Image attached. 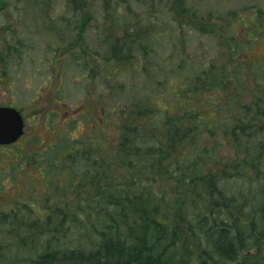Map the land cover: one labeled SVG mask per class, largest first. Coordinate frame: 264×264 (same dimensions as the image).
Masks as SVG:
<instances>
[{"label": "trees", "instance_id": "obj_1", "mask_svg": "<svg viewBox=\"0 0 264 264\" xmlns=\"http://www.w3.org/2000/svg\"><path fill=\"white\" fill-rule=\"evenodd\" d=\"M32 4L40 12L52 7L50 0H27L23 9ZM69 6L79 34L90 22L101 27L107 46L94 61L109 93H150L139 91L120 110L108 95L102 110L110 108L119 129L111 156L76 147L66 163L46 158V179L57 176L55 164L64 166L77 195L64 186L58 197H45L44 210L30 201L0 205V264H264V209L256 205L264 201V178L256 177H264V57H249L253 43L264 39V7L213 18L189 0H71ZM173 30L180 33L161 37ZM200 35L216 40L223 62L199 65L189 54ZM13 51L6 46L7 54ZM69 57L75 65L84 58ZM231 170H240V182ZM161 179L172 180L173 191L157 189ZM224 183L237 187L245 209L237 195L220 193ZM196 222L201 230L194 233ZM216 224L225 227L218 235L210 230ZM226 228L242 231L243 245L237 248ZM202 233L204 243L196 238Z\"/></svg>", "mask_w": 264, "mask_h": 264}, {"label": "rangeland", "instance_id": "obj_2", "mask_svg": "<svg viewBox=\"0 0 264 264\" xmlns=\"http://www.w3.org/2000/svg\"><path fill=\"white\" fill-rule=\"evenodd\" d=\"M37 1L41 4V0ZM26 3L27 0H0V105L17 106L26 120L24 138L16 145L0 146V205L8 209L15 206L16 201H30L44 210L45 197H58L64 186L69 188L71 185L70 171L60 164L52 167V171L58 170L57 176L46 179L47 159L62 161L67 158L69 150L75 151L76 147L111 156L119 129L118 121L110 116V108L106 106L102 110L103 105L109 104L108 95L117 97L120 110V103L127 100L131 104V98L139 91L142 95L150 92L138 89V93L133 94L129 88L125 92L115 88L109 93L98 74L101 67L94 61L96 51L100 56L107 46L101 27L90 22V25L84 24L79 34L76 19L70 17L73 13L69 6L71 0H50L52 7L41 8V12L34 8V4L33 8L23 9ZM189 3L202 14L214 12L213 18L233 9L252 5L264 7V0H189ZM46 5L44 1L42 7ZM166 33L161 36L165 41L167 35L180 32ZM77 38L84 54L76 49ZM7 45L14 47L10 54L6 52ZM217 48L216 40L200 35L190 45L189 54L199 65H209L217 59L223 62L217 55ZM77 53L84 57L81 65H75L69 57ZM249 57L255 62L264 57L263 38H258L250 47ZM84 60L87 64L82 68ZM137 67L135 65L136 70ZM170 80L174 82L173 78ZM171 88L167 84L166 89ZM173 184L172 180L161 179L156 188L161 185L173 191ZM226 186L234 188L228 183L221 185ZM86 189L88 191V187ZM86 189L82 188V193L87 192ZM75 190L70 189L73 195L79 191ZM200 205L196 201L191 204L192 207ZM260 243L264 244V235ZM24 256L21 253V257ZM13 263L12 260L8 264ZM17 264L23 263L18 261Z\"/></svg>", "mask_w": 264, "mask_h": 264}, {"label": "bare ground", "instance_id": "obj_3", "mask_svg": "<svg viewBox=\"0 0 264 264\" xmlns=\"http://www.w3.org/2000/svg\"><path fill=\"white\" fill-rule=\"evenodd\" d=\"M242 176V173L240 172V170H231L230 174H229V177L234 180V182L238 183L241 181V177ZM256 177H260V178H264L263 176H257ZM262 180V179H261ZM234 183V184H236ZM237 185V184H236ZM252 193H257V189L256 187H252ZM264 190V189H263ZM223 193V194H226L224 195V197H234V194L237 195L238 197H235L236 200H237V205L240 206L239 208L241 209H245L246 207V204L245 202L243 201V196L237 191V187L235 186L234 189H229V188H222L220 193ZM248 192H249V189H248ZM249 199H253L254 196L253 195H248ZM258 206V209L259 207L261 208V210L264 209V201H260V202H257L256 204ZM237 212V210L235 211ZM204 225L208 226L210 225V222L209 220H204ZM206 226V227H207ZM222 228H225L224 226H221V225H218L216 224L214 227H212L210 230L214 231L216 233V235H218L219 231L222 229ZM192 229L194 231V233H197V232H200L201 228H200V225H199V222H196L192 225ZM225 231L227 233H230V235H233L237 238V248H239V245H243L244 242L243 241V238L241 237L243 232L242 231H232L228 228L225 229ZM203 236H205V233H202L201 235L197 236L196 235V238H198L200 243H204L203 241ZM245 237V235H243ZM164 248H166L167 250H169L170 252L174 253L176 250L173 248L174 246L172 245H169V243H164L163 245ZM231 257H229V260H230Z\"/></svg>", "mask_w": 264, "mask_h": 264}, {"label": "water", "instance_id": "obj_4", "mask_svg": "<svg viewBox=\"0 0 264 264\" xmlns=\"http://www.w3.org/2000/svg\"><path fill=\"white\" fill-rule=\"evenodd\" d=\"M24 119L14 106H0V144H10L24 133Z\"/></svg>", "mask_w": 264, "mask_h": 264}, {"label": "flooded vegetation", "instance_id": "obj_5", "mask_svg": "<svg viewBox=\"0 0 264 264\" xmlns=\"http://www.w3.org/2000/svg\"><path fill=\"white\" fill-rule=\"evenodd\" d=\"M4 105H6V104H4ZM9 105H11V106H15V105H13V104H9ZM15 107H17V106H15ZM18 108V107H17ZM19 109V108H18ZM20 110V109H19ZM21 111V110H20ZM21 113H22V111H21ZM23 114V113H22ZM23 116V118H24V115H22ZM24 121H25V126H24V133H23V135L18 139V140H16L14 143H11V144H9V145H0V146H13V145H16L17 143H19L23 138H24V136H25V134H26V120H25V118H24Z\"/></svg>", "mask_w": 264, "mask_h": 264}]
</instances>
